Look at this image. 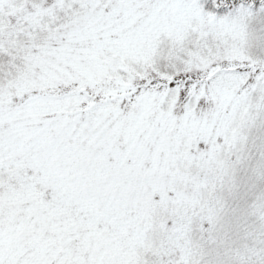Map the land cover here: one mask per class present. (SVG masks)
<instances>
[{
	"label": "snow or ice",
	"instance_id": "obj_1",
	"mask_svg": "<svg viewBox=\"0 0 264 264\" xmlns=\"http://www.w3.org/2000/svg\"><path fill=\"white\" fill-rule=\"evenodd\" d=\"M0 264H264V0H0Z\"/></svg>",
	"mask_w": 264,
	"mask_h": 264
}]
</instances>
